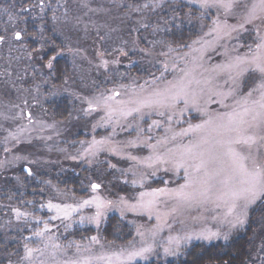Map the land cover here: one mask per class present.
<instances>
[{"label": "rangeland", "instance_id": "rangeland-1", "mask_svg": "<svg viewBox=\"0 0 264 264\" xmlns=\"http://www.w3.org/2000/svg\"><path fill=\"white\" fill-rule=\"evenodd\" d=\"M12 2L0 3V223L7 234H19V240L12 239L13 252L19 254L13 253L3 264H66L85 260L107 264L98 257H115L122 250L126 255L127 251L148 246L152 251L128 264L178 262L191 245L226 243L244 229L251 211L264 197L254 201L246 214L237 208L227 218L229 210L225 204L172 213V201L161 203V215L170 214L159 231L157 227L162 221H157L155 215L148 219L147 214L127 208L136 203L140 192L175 189L185 183L183 169L166 172L164 168L170 165L148 168L143 161L151 155L147 145L182 131L189 123H201L200 113L187 111L180 115L177 111L171 124L149 110H145L143 119L134 116L124 120L114 115L109 120L103 107L93 111L95 105L90 106L89 101L119 92L110 101L118 107L117 101L129 99L133 92L140 91V86L151 91L159 84L154 78L161 77L164 64L171 66L174 59L179 60L184 54H203L205 67L225 63L237 54L247 55L249 46L255 50L259 42L257 29L264 35V25L256 21V26L245 25L244 30L233 33L232 39L216 40L207 35L212 21L227 19L229 24L239 27L242 11L235 17H225L223 10L200 8L199 0H38L42 6L40 16L21 19ZM167 2L185 4L194 15L187 18L192 38L189 44L202 40L194 46L198 51L186 46L180 50L165 43L161 36L166 35L165 29H150L148 33L142 30L137 36L135 25H143L145 9L150 7L159 13ZM23 22L31 23L32 33L23 32ZM48 27H54L55 32L48 35ZM128 27L136 35L128 37ZM17 32L21 34L20 40L15 38ZM54 36L59 40L52 42ZM46 44L53 46L55 52L44 58ZM58 62L61 78L53 73ZM165 75L173 78L171 73ZM244 79L243 91H247L253 86L254 77ZM259 83L255 80L256 86ZM218 108L211 104L209 111ZM153 121L161 126L155 127ZM100 140L107 143L87 151L93 141ZM130 141L136 146H131ZM188 142L189 137H177L157 148L166 152L167 148ZM130 156L137 159L131 160ZM25 167L29 173L24 171ZM93 184L100 185L95 192ZM94 197L106 204L98 223L91 219L96 214L95 205L78 208L68 218H54L58 214L48 208L50 203L75 208ZM17 211L26 215L17 217ZM238 215H243V224L235 223ZM106 224H111L109 229L127 226L131 232L127 231V236L131 234L132 240L124 244L107 240ZM45 226L49 231L44 232ZM37 232H43V236H37ZM169 237H178L179 246L169 245ZM165 248L174 249L175 254L166 255ZM28 249L32 250L31 257Z\"/></svg>", "mask_w": 264, "mask_h": 264}, {"label": "snow or ice", "instance_id": "snow-or-ice-1", "mask_svg": "<svg viewBox=\"0 0 264 264\" xmlns=\"http://www.w3.org/2000/svg\"><path fill=\"white\" fill-rule=\"evenodd\" d=\"M199 7L205 10H223L225 17H235L242 11L239 27L229 24L227 19L217 18L212 21L207 35L214 36L216 40L232 39L233 33L244 30L245 25L256 26V21L264 25V0H199ZM256 35L259 42L256 43L255 50L249 46V54H237L215 67H205L203 54L199 57L184 54L179 60L174 59L171 66L165 63L161 77L154 78L159 80V84L153 86L151 91H146L140 86V91L133 92L129 99L117 101L118 107H114L110 101L119 96V92L94 102L89 101L90 106L95 105L91 109L93 111L103 107L109 120L114 115L124 120L134 116L143 119L145 110L159 115L169 124L177 111L180 115L195 111L203 117L201 123H189L182 131L173 132L171 136H165L156 144L147 145L151 149V155L143 161L146 167L170 165V168H164L166 172L180 169L184 171L185 183L179 187L140 192L136 203L127 205L129 211L147 214L148 219L155 215L157 221H162L157 231L163 224H167L166 217L170 214L161 215V203L172 201V213L192 207L207 210L206 206L209 204L219 208L225 204L229 210L225 217L227 218V215H231L237 208L242 214H246L254 201L264 197V35H261L258 29ZM15 38L20 40L21 34L17 32ZM2 39L0 37V40ZM201 43L202 40H196L186 47L195 52L198 49L194 46ZM51 66L49 62V67ZM166 73H171L173 78L168 79ZM246 76L254 77V83L247 91H243ZM255 80L260 81L258 86L255 85ZM211 104H216L219 108L209 111ZM179 105L183 107L180 108ZM116 123H119V120ZM153 124L155 127L161 126L157 121H153ZM177 137H189V142L178 144L175 148H167L166 152L158 151V145L165 146L176 141ZM106 143L105 140L93 141L87 151L92 152L98 145L103 146ZM129 144L136 146L135 142L130 141ZM128 158L137 159L134 156ZM91 187L95 192L100 185L93 184ZM92 205L96 207V214L91 219L98 223L106 207L99 197L84 200L75 208L71 205L62 208L59 204L51 203L48 208L58 214L54 218H60L61 215L68 218L78 208ZM16 215L20 217L26 214L17 211ZM235 223L243 224V215L236 216ZM47 231L49 229L45 226L44 232ZM138 234L143 236V233ZM36 235L43 236V232H37ZM92 240L96 241V237H92ZM178 240V237H169L168 244H176L178 247ZM150 251L152 248L148 246L127 251L126 255L122 250L115 257L100 256L98 259L106 260L107 264H128ZM164 251L166 255L175 254V250L171 248H165ZM31 254L32 250L28 249V256L31 257ZM66 264H92V261H68Z\"/></svg>", "mask_w": 264, "mask_h": 264}, {"label": "trees", "instance_id": "trees-1", "mask_svg": "<svg viewBox=\"0 0 264 264\" xmlns=\"http://www.w3.org/2000/svg\"><path fill=\"white\" fill-rule=\"evenodd\" d=\"M11 1H13L11 4L15 3L16 13L21 19L28 18L29 16H40L39 8L42 6H40L41 3L37 2L38 0H0V3L5 5L7 2ZM152 1L153 0H148V2ZM160 10L161 12L158 13L151 11L150 7L145 9L143 17L144 20L146 17V20L143 25H135V30H138L136 31L138 32L137 36L140 37L142 30L148 33L150 29H161V31L165 29L166 35H161L162 38L165 39V43H172L180 50L183 49L192 39L190 37L191 34L188 33V20H190L189 17L194 15L190 10L188 11V6L180 2L177 4L174 2H167ZM147 20L149 22H147ZM31 26L30 22H23V32L32 33ZM48 28V35L50 34V31L51 34L55 32L54 27ZM126 34L128 37H132V34L136 35L131 27L127 28ZM45 35L47 36V34ZM51 40L52 42H55L56 40H59V38L54 36V39ZM54 52L55 48L46 44L42 54L45 58L50 57ZM55 65L57 68L56 71L53 70V73L56 75V78H61V63L58 62L55 63ZM64 73L66 74V71H64ZM22 175L24 176L23 171ZM109 221H111V219ZM1 225L2 224L0 223V264H3V262L13 253L15 255L19 254V251L13 252L14 242L12 241V239L14 241H16V239L19 240V234H7L1 229ZM110 225L111 224H106L104 226L105 229H108L106 236L107 240L122 244L132 240L131 234L127 236V231H129L127 226L123 225V229H117V226L115 225V227L112 226L114 229H109ZM121 225L122 223H120V226ZM116 233H118V236H116ZM146 264H264V199L251 211L244 229L231 237L228 242L193 244L185 251L184 258L178 262H149Z\"/></svg>", "mask_w": 264, "mask_h": 264}, {"label": "water", "instance_id": "water-1", "mask_svg": "<svg viewBox=\"0 0 264 264\" xmlns=\"http://www.w3.org/2000/svg\"><path fill=\"white\" fill-rule=\"evenodd\" d=\"M24 171H25L26 173H29V169H28L27 167L24 168Z\"/></svg>", "mask_w": 264, "mask_h": 264}]
</instances>
